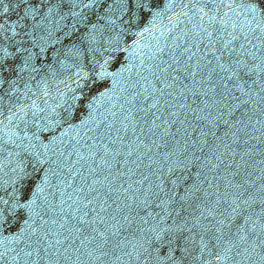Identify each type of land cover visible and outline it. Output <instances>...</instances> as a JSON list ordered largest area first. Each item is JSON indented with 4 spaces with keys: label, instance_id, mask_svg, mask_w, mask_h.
<instances>
[{
    "label": "snow or ice",
    "instance_id": "obj_1",
    "mask_svg": "<svg viewBox=\"0 0 264 264\" xmlns=\"http://www.w3.org/2000/svg\"><path fill=\"white\" fill-rule=\"evenodd\" d=\"M0 264H264V0H0Z\"/></svg>",
    "mask_w": 264,
    "mask_h": 264
}]
</instances>
